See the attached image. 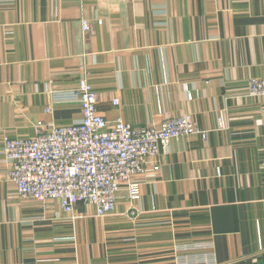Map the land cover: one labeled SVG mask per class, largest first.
Segmentation results:
<instances>
[{"label":"crops","instance_id":"0c3cea01","mask_svg":"<svg viewBox=\"0 0 264 264\" xmlns=\"http://www.w3.org/2000/svg\"><path fill=\"white\" fill-rule=\"evenodd\" d=\"M84 75L110 122L209 130L148 159L104 217L6 178L4 136L81 121ZM263 75L264 0H0V264H264V96L246 94Z\"/></svg>","mask_w":264,"mask_h":264},{"label":"built area","instance_id":"2783aa9c","mask_svg":"<svg viewBox=\"0 0 264 264\" xmlns=\"http://www.w3.org/2000/svg\"><path fill=\"white\" fill-rule=\"evenodd\" d=\"M92 31L83 19L84 36ZM246 94L264 96V75L249 78ZM74 95L80 102L81 121L40 123L35 136L3 138V154L10 164L6 178L23 200L44 204L56 200L68 213L79 202H87L104 217L115 209L124 184L130 201L139 198L148 159L159 171V156L167 153L172 141L195 135L208 139L209 130L201 128L192 113L168 116L158 126L138 130L121 118L108 121L98 112V94L86 75L79 79Z\"/></svg>","mask_w":264,"mask_h":264}]
</instances>
